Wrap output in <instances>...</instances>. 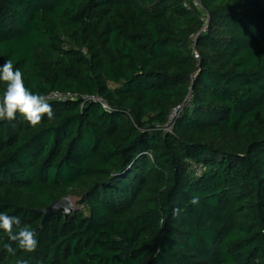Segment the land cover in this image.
<instances>
[{"label":"trees","instance_id":"16d2710c","mask_svg":"<svg viewBox=\"0 0 264 264\" xmlns=\"http://www.w3.org/2000/svg\"><path fill=\"white\" fill-rule=\"evenodd\" d=\"M192 1L0 0V65L72 96L0 121V212L38 240L0 229V264H264V0H201L205 31Z\"/></svg>","mask_w":264,"mask_h":264},{"label":"clouds","instance_id":"9594fccd","mask_svg":"<svg viewBox=\"0 0 264 264\" xmlns=\"http://www.w3.org/2000/svg\"><path fill=\"white\" fill-rule=\"evenodd\" d=\"M0 82L5 85V90L0 96V121H13L19 114L31 126H36L45 117L49 120L54 118L55 113L48 97L26 87L23 73L18 68L14 69L10 59L0 65ZM192 202L197 201L194 198ZM178 212L179 210H176L174 214ZM0 229L7 233L9 242L4 247L11 254H15L13 244L26 252H34L38 247L36 231L22 225L19 216L0 212Z\"/></svg>","mask_w":264,"mask_h":264},{"label":"water","instance_id":"95a60500","mask_svg":"<svg viewBox=\"0 0 264 264\" xmlns=\"http://www.w3.org/2000/svg\"><path fill=\"white\" fill-rule=\"evenodd\" d=\"M74 209L68 197L61 199L45 209L35 211L34 213L42 216V225L47 224L51 219L58 215H63L64 219L67 220L73 213Z\"/></svg>","mask_w":264,"mask_h":264},{"label":"built area","instance_id":"2783aa9c","mask_svg":"<svg viewBox=\"0 0 264 264\" xmlns=\"http://www.w3.org/2000/svg\"><path fill=\"white\" fill-rule=\"evenodd\" d=\"M192 7L203 12L202 21L204 23V26H203L202 31H205L206 26L208 24L209 17H208V14L203 10L202 4H201V0H193L192 1ZM184 8L186 10H190L191 9L190 5H188V4H184ZM195 39L196 38H194L193 40L195 41ZM195 58L198 59V55L197 54H195ZM47 97H48V100L61 102V101H66L67 99L71 98L72 96L69 95V94L63 95V94H59V93H51ZM81 100H82L83 103H86V102H89V101L100 103L104 110L110 111L109 107L106 104H104L102 102V100L99 99V98L85 96V97H82Z\"/></svg>","mask_w":264,"mask_h":264},{"label":"rangeland","instance_id":"374dc122","mask_svg":"<svg viewBox=\"0 0 264 264\" xmlns=\"http://www.w3.org/2000/svg\"><path fill=\"white\" fill-rule=\"evenodd\" d=\"M70 199V202L72 204V207L74 210H79L81 209L80 206L77 204L78 200L74 197H68Z\"/></svg>","mask_w":264,"mask_h":264}]
</instances>
